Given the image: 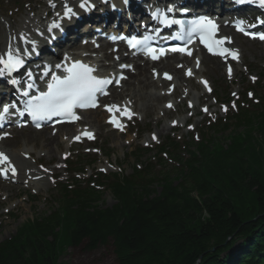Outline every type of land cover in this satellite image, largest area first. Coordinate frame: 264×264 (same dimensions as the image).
Returning a JSON list of instances; mask_svg holds the SVG:
<instances>
[{
  "label": "trees",
  "instance_id": "1",
  "mask_svg": "<svg viewBox=\"0 0 264 264\" xmlns=\"http://www.w3.org/2000/svg\"><path fill=\"white\" fill-rule=\"evenodd\" d=\"M242 122L250 130L226 151H209L212 138L193 144L200 157L183 161L177 186L172 170L157 179L160 193L146 187L154 179L113 180L115 208L98 210L91 197L26 224L0 244V264H59L80 245L112 248L116 264H264V114Z\"/></svg>",
  "mask_w": 264,
  "mask_h": 264
},
{
  "label": "rangeland",
  "instance_id": "2",
  "mask_svg": "<svg viewBox=\"0 0 264 264\" xmlns=\"http://www.w3.org/2000/svg\"><path fill=\"white\" fill-rule=\"evenodd\" d=\"M1 3V1H0ZM8 5L6 2L3 3V6ZM240 45H238L239 50L241 51L242 55V64L239 66L240 72H238L235 76V81L237 84L234 85H229L231 81L225 79V75L223 73V65L219 69V71H215L214 73H206L205 76L209 79L208 82L209 84H213L215 87V92H214V97L218 99V101L223 102L225 101L226 98V92L228 88L231 89L230 93H235L234 91L236 90L237 85H245L250 83L251 81H254L252 77H256L255 80H258L254 85V93L260 97H263V93L261 91V86H262V80L264 79V45H259L255 43H245L244 41L239 40ZM242 68V70H241ZM251 72V73H249ZM263 77V79H261ZM207 78H204L205 80ZM193 85V88L197 92V96L194 97L193 102L196 105V108L199 110V113L193 114L192 110H189L188 105H186L184 102V105L182 103L181 106V113L182 115H178L176 117L175 114L169 115L167 118H164L161 120V123L157 126V128H154V122L153 119L156 118V116H152L151 118H143L142 122L137 125L139 129H142L143 131H152L155 135L157 134V137L161 141L163 138L166 136L170 138H174L175 140L180 141V145H185L186 142L190 140L191 137H189V134H193V131H188L186 129H181L178 130L175 135L169 132H162L161 134L160 131L162 129V126H164L167 123L172 122L173 120H179L178 126H182V121L187 118L191 117L188 122H190L193 129L197 130L199 126V122L203 118V123L206 121L204 118V115L200 112L202 109H205L206 106H211L213 102V96L212 94L210 95H205L206 101L203 102H197V98L200 95V89L199 87H196L194 83H191ZM239 86V88L241 87ZM250 86V85H249ZM240 91V90H239ZM241 92V91H240ZM202 94V93H201ZM177 100H174L176 102ZM162 103V102H161ZM160 103V105H161ZM189 103V100H187V104ZM210 108V107H209ZM215 109L212 108L210 109L211 111H214ZM221 112H217V116L220 115ZM214 117V115H212ZM201 123V124H203ZM187 124V123H186ZM200 124V125H201ZM196 127V128H195ZM133 131L132 133H134ZM159 134V136H158ZM42 134H36V136L40 137ZM59 136H62L60 134ZM134 137V134L127 136H119L116 133L110 132L109 129L103 128L101 130V134L98 137V142L96 145H94L97 149H99L101 152H111L112 156L108 159L105 160L103 157L97 156H92L89 155V159L94 158L96 160L95 168L105 170L107 174H112V171L118 172L122 171L125 174L129 173V166H130V161L127 157L131 153L134 152L135 147H140L137 145L136 142L131 143L130 145L125 144L126 140L128 138ZM142 142H148V139L146 138L145 134H141L140 136ZM181 138V140H180ZM148 144V143H147ZM36 145H40V141L37 139L36 140ZM121 145H123L121 147ZM86 146V145H84ZM81 146L79 148V151H76V148H74L72 151H74L71 156H78L77 161H81L80 155H82V150H85V147ZM30 149L33 153L36 154V157L38 156L39 150L37 148L32 147V144L29 145H23V144H14L12 145V148L10 150L13 151H18V150H27ZM9 150V151H10ZM61 152L65 153V148L62 146L61 150H57L56 153L54 154V159L51 163V166H55V164H58L60 161L61 157ZM41 155H44V151L42 150ZM87 160V158H85ZM109 162L110 167L108 168L105 163ZM74 163V162H73ZM60 179L66 176L65 172H63L62 164L60 165ZM112 169V171H110ZM86 172L87 170L84 169ZM87 173V172H86ZM86 177V175L81 176L80 178ZM2 186V185H0ZM51 189V187H50ZM17 189H14L13 193L15 194ZM50 191V190H49ZM28 195L32 194L30 191L27 193ZM49 194V193H48ZM53 194V193H50ZM45 196V194H44ZM44 197L38 198L37 202L34 204H29L26 202L24 196H19L17 199L11 200L9 202H3V198L0 197V242L3 241L4 239H7L9 236H11L14 232L15 229L24 222L26 219H28L31 216V212L35 214H43L44 212H47L50 209V204L48 203L45 205L42 200ZM45 199H48V195L45 196ZM104 202L105 206H111L113 203L110 200L108 194L104 197ZM19 206L16 210L13 209L14 206ZM22 206L24 207L22 211ZM8 210L10 214L14 215L17 217V220H13L12 218H7L5 217V211ZM60 264H116L114 255L112 253V248L110 247H98L97 249L93 251H88L84 249L83 245H80L75 248H70L67 250L66 254L62 256L60 259Z\"/></svg>",
  "mask_w": 264,
  "mask_h": 264
},
{
  "label": "snow or ice",
  "instance_id": "3",
  "mask_svg": "<svg viewBox=\"0 0 264 264\" xmlns=\"http://www.w3.org/2000/svg\"><path fill=\"white\" fill-rule=\"evenodd\" d=\"M127 2V0H125ZM239 4L245 3H254L256 0H236ZM259 5L264 7V0H258ZM85 7L84 4L80 5ZM171 11V9H169ZM75 15L71 8H67L65 11V16ZM173 23H178L173 21ZM258 23L264 25V20H259ZM243 21L237 24V30L252 37L253 39H260L264 41V32H248L242 26ZM255 27V25H251ZM60 28L59 24H53L48 31L52 32L53 29ZM218 31L217 24L206 17L201 18L192 29V34H198L200 36L201 43L205 45L209 52L214 55H219L221 57H231L232 60L239 59V52L237 49L226 47L225 44H231L232 41L228 37L216 38ZM147 39V38H145ZM129 45L133 48H136L142 42L135 39L128 41ZM145 52L153 60L159 58V55H164V49H153L150 47H145ZM172 51L187 52L188 55H191V52L186 48H173ZM159 52V55L157 54ZM24 61L17 55H14L12 51L7 53L6 58L0 56V75H3L5 71L11 73L23 65ZM57 68H60L61 65L57 64ZM121 67H129L128 65H121ZM197 67H199V60H197ZM64 71L66 75H52L51 82L47 84V91L41 92L39 96L33 97L28 103L24 111L28 112L34 121L42 120H51L53 117H63L67 120L75 121L79 117L75 114L74 109H87L97 107V94H105V89L108 85L113 83V80L108 78H100L97 75H94L96 69L91 66L82 63L77 60L72 63L70 66H66ZM229 75L232 73V68L228 67ZM192 72L189 69L188 75H191ZM47 75V73H45ZM167 79H172L167 73L164 74ZM122 79L124 77H121ZM253 80L256 77H252ZM16 83V81H13ZM115 83H119V80H116ZM204 86L208 89L209 92L212 89L208 86L207 81H203ZM32 87V85H29ZM24 95H28L27 92ZM235 95V93L233 94ZM251 95V93L249 94ZM11 107H15L12 105ZM109 112L123 111L128 119H132L135 113L128 110H121L117 105L105 106ZM171 107V105H169ZM233 108L236 107L235 104L232 105ZM224 111H228V107L225 106ZM10 106L5 104L3 105L2 111H0V120L4 119V116L9 113ZM205 112L208 111L207 108L204 109ZM23 115V112L20 113ZM109 123L113 124L115 127L123 130V125L118 122L115 118L110 119ZM37 127H40V124L37 123ZM7 135V134H5ZM83 135L87 136L89 139L93 138V134L87 129L84 130ZM3 138V137H0ZM77 140L80 139L79 136L76 137ZM155 139V136H153ZM14 177L17 175V169L13 165L11 159L4 153L0 152V174L8 176V174Z\"/></svg>",
  "mask_w": 264,
  "mask_h": 264
},
{
  "label": "bare ground",
  "instance_id": "4",
  "mask_svg": "<svg viewBox=\"0 0 264 264\" xmlns=\"http://www.w3.org/2000/svg\"><path fill=\"white\" fill-rule=\"evenodd\" d=\"M73 1L74 0H58L57 2H55L49 6L50 9H48V7L46 5L43 6V9H45L47 11L46 17H48L49 14H51V13H53V14L45 20L37 19L35 21L36 23H38L39 29H41L40 34H41L42 38L47 36V34H44L43 32L48 31V29L52 26L51 22L59 14L61 8L63 6H66V5H72ZM115 19L116 18H113V21H110L109 23L105 24L104 26H106V28H110V29H113L114 27H119V26H117L119 22H117V20H115ZM118 19H120V18H118ZM119 21H121V20H119ZM26 22H27L26 18L22 19L21 23L18 25L17 30L20 33L26 32L25 26H24L25 24L28 25ZM106 28L101 27L100 30L102 31V34L104 33V31H106ZM222 32H225V31H222ZM224 35H226V34H224ZM12 37L17 38V36H14V35L13 36H8V35L5 36V34L3 32L0 33V49L2 50V51H0V53H6L7 54L9 52L8 49L4 45H2V41H4V39L9 41ZM63 43L64 44L68 43V40L65 39L63 41ZM27 47L29 48V50H31V47L29 45H27ZM44 47H45V45H43L42 48H44ZM6 56L7 55H4L5 58H6ZM105 58H108V56H105ZM37 59H39V56L37 57ZM205 60L208 62H214V63L212 66L207 68ZM202 64H203V70L199 71L200 75H204L206 72L212 73L214 71H219V68H220V64H218L217 60H211L209 58H202ZM153 66L159 67V70H165V68L166 69L170 68V67L167 68V66L165 67L163 64L153 65ZM150 69H152V68H150ZM171 69H172V66H171ZM236 69L237 68H232V72L234 73L236 71ZM173 72H174L175 84H176L175 93H177V92H179V90H181V85L184 84L183 83L184 79L182 78V76H180V74L177 70H174ZM129 78L131 80V85L128 84L126 86V90L128 93L125 96V98H128L129 101H131L135 105L137 103H140V107L138 108L137 112L142 114L144 117L148 116L151 111H153V112L156 111L158 109L159 102L161 101V97L159 96V90L160 89H158L160 86V80L159 79L154 80V77L151 74H149L148 70L144 66L136 67V74L133 76H129ZM186 83L190 87L189 91H191L192 86L190 85V82H186ZM129 87H131L130 90H128ZM149 88H152L153 90H158V91H155L154 93H152V92L148 91ZM192 108H195V106L193 105ZM158 110L163 117L168 116L167 111L162 110V109H158ZM84 115H85L84 116V123L93 127V128H96V132H100L101 131V125H100L101 121L99 118L100 114L98 112H86ZM159 121H160L159 119H156L154 125L157 126ZM170 129H169V124H168L166 126H163L161 131H167ZM18 137L23 144L34 143V137H32L31 135L19 134ZM58 139H59V137L56 134H49V133L47 136L43 135L40 137L41 148H42V150L43 149L45 150L46 155L48 156V159L34 158L30 162H26V161H23L22 158L20 157V152L19 153L18 152L17 153L16 152H7V151H4V149H5L4 147H0V152L2 151L4 153L9 154L15 163L20 164L21 172H23L22 181L27 179L28 180L27 184L31 188L37 189L39 191H43L42 182H43L44 175L53 173L55 171V168H49L48 167L51 163V160L53 159L52 154L55 150L60 149L62 144H63L61 141H58ZM0 144L2 146L4 144V142H2ZM21 154H29L30 155V152L26 150V151L22 152ZM38 165H39V168H36L35 166H38ZM56 174H57V172L54 173V175H56Z\"/></svg>",
  "mask_w": 264,
  "mask_h": 264
}]
</instances>
